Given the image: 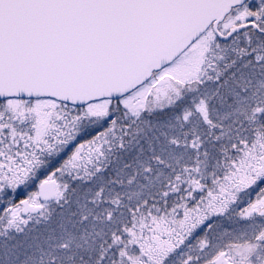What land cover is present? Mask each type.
<instances>
[{
	"label": "snow or ice",
	"instance_id": "obj_1",
	"mask_svg": "<svg viewBox=\"0 0 264 264\" xmlns=\"http://www.w3.org/2000/svg\"><path fill=\"white\" fill-rule=\"evenodd\" d=\"M0 264H264V0H0Z\"/></svg>",
	"mask_w": 264,
	"mask_h": 264
}]
</instances>
